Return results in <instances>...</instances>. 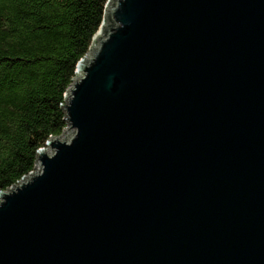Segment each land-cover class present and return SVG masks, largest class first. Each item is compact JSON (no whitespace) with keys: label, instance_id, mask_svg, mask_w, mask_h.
Instances as JSON below:
<instances>
[{"label":"water","instance_id":"95a60500","mask_svg":"<svg viewBox=\"0 0 264 264\" xmlns=\"http://www.w3.org/2000/svg\"><path fill=\"white\" fill-rule=\"evenodd\" d=\"M99 34L0 264H264V0H107Z\"/></svg>","mask_w":264,"mask_h":264},{"label":"trees","instance_id":"16d2710c","mask_svg":"<svg viewBox=\"0 0 264 264\" xmlns=\"http://www.w3.org/2000/svg\"><path fill=\"white\" fill-rule=\"evenodd\" d=\"M107 0H0V192L67 127L63 104Z\"/></svg>","mask_w":264,"mask_h":264},{"label":"bare ground","instance_id":"6f19581e","mask_svg":"<svg viewBox=\"0 0 264 264\" xmlns=\"http://www.w3.org/2000/svg\"><path fill=\"white\" fill-rule=\"evenodd\" d=\"M101 34H99V35H96L94 38H93V40H92V43H91V46H90V48H89V51L87 52V54L85 55V57H84V59H83V61L82 62H84L86 59H88V57H89V55H90V51L96 46V42H97V38L100 36ZM81 62V63H82ZM80 63V64H81ZM79 64V65H80ZM81 77V73L78 71V69H76V73H75V76H74V79H76V78H80ZM39 170H40V164H39V162H37L36 164H35V167H34V170H33V173H36V172H39Z\"/></svg>","mask_w":264,"mask_h":264},{"label":"rangeland","instance_id":"374dc122","mask_svg":"<svg viewBox=\"0 0 264 264\" xmlns=\"http://www.w3.org/2000/svg\"><path fill=\"white\" fill-rule=\"evenodd\" d=\"M72 133V130H66L63 131V133L60 135V139L67 140L69 138V135ZM48 150V149H47ZM49 151V150H48ZM50 152V151H49Z\"/></svg>","mask_w":264,"mask_h":264}]
</instances>
